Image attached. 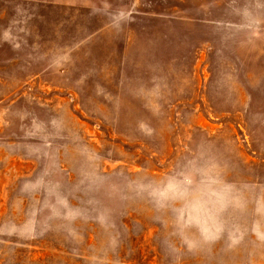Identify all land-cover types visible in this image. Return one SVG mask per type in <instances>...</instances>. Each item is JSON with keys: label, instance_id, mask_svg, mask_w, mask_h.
Instances as JSON below:
<instances>
[{"label": "rangeland", "instance_id": "obj_1", "mask_svg": "<svg viewBox=\"0 0 264 264\" xmlns=\"http://www.w3.org/2000/svg\"><path fill=\"white\" fill-rule=\"evenodd\" d=\"M0 264H264V0H0Z\"/></svg>", "mask_w": 264, "mask_h": 264}]
</instances>
